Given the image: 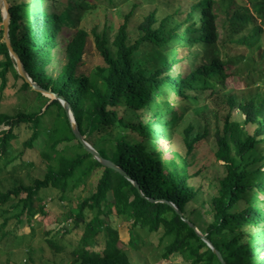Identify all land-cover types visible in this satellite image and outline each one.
Listing matches in <instances>:
<instances>
[{
  "label": "trees",
  "instance_id": "obj_1",
  "mask_svg": "<svg viewBox=\"0 0 264 264\" xmlns=\"http://www.w3.org/2000/svg\"><path fill=\"white\" fill-rule=\"evenodd\" d=\"M107 1L113 8L128 2ZM172 1L175 4L133 1L111 42L107 29L92 30L101 64L85 67L82 55L90 38L77 26L95 10V3L7 0L10 43L26 74L67 101L81 135L102 158L121 168L143 196L130 180L103 167L82 148L58 101L35 92L44 102L39 112L0 114V126L7 127L0 133V156L10 150L14 129L23 125L30 131L23 148H32L43 134L40 155L49 163L42 178L0 192V206L14 202L13 215L0 223V236L9 235L4 229L10 218L25 222L33 235L32 222L47 216L39 193L56 190L63 202L100 168L95 191L77 203L61 228L68 234L83 227L65 264H131L110 225L113 215L131 221L135 231H161L168 241L164 258L177 253L187 264H221L167 202L205 235L225 264H264V33L252 12L264 18V0H250V9L244 0ZM214 6L226 15L228 28L222 38ZM0 34L3 38L2 27ZM58 52L64 59L56 62ZM0 56V90L8 73L21 81L20 89L31 90L3 42ZM242 70L250 74L246 85L227 90L229 73L248 76ZM190 110L204 127L199 130L197 122L184 127L181 153L172 148L173 138ZM234 110L239 113L235 117ZM43 119L50 127L44 129ZM211 120L214 157L222 163L223 176L207 202L204 214L208 212L209 221H204L201 207L193 206L200 191L190 184L198 172L190 173L189 155L209 133ZM60 145L63 149L58 151ZM6 213L1 211L2 216ZM15 232L12 239L21 238ZM52 234L44 233L56 254L61 248L50 239Z\"/></svg>",
  "mask_w": 264,
  "mask_h": 264
},
{
  "label": "rangeland",
  "instance_id": "obj_2",
  "mask_svg": "<svg viewBox=\"0 0 264 264\" xmlns=\"http://www.w3.org/2000/svg\"><path fill=\"white\" fill-rule=\"evenodd\" d=\"M133 1L145 2V0H128V2L121 4L118 8H113L107 0H90L91 3H95L96 8L86 15L77 26L78 28H83L90 38L82 55V62L85 64V67L101 64L100 57L92 45V30L95 29L96 32H101L107 29V36L111 42L118 26L122 22L123 15L130 10ZM173 4L175 3L171 0V5ZM244 4L250 9L252 2L244 0ZM169 9L172 10V8ZM214 12L217 16V30L222 38L226 36V29L228 28L226 15L224 10L217 6H214ZM252 12L255 14L257 25L262 28L264 33V18L259 17L254 11ZM62 34V36L65 35V33ZM62 36L61 38H63ZM0 42H2L1 34ZM61 46L63 47V45ZM56 58L57 60L55 61L59 62L64 59V55L58 52ZM58 65L56 63L54 67L58 68ZM242 71L247 74L249 73L248 70ZM249 76L250 74L247 76L242 74L241 71H237L235 74L229 73V77L226 80L227 90H239L243 88L246 85L244 80ZM20 85L21 81L14 79L8 73L5 88L2 91L0 90V114L13 116L19 112L34 113L43 109V100L37 97L32 90L20 89ZM193 113L191 110L188 111L179 121V127L176 130L178 132L173 138L174 144L172 146L178 152L183 153L185 150L182 145L181 133L188 123H199L197 127L199 130L204 127L203 120L197 118ZM238 114V111L234 110L233 117ZM241 118L243 119L242 116ZM43 121V125H46L44 129L47 126L50 127L49 120L43 119ZM213 127L214 120H211L209 133L202 139L197 148L194 149L193 153H191L192 155H189V161L192 162L189 169L190 173L194 174L198 172V174L190 179V184L197 187L200 191L198 202L197 204H193V206L201 207L200 214L205 217L204 221H209L208 212V215L204 214L207 202L216 194L219 179L223 176L222 163L217 162L214 157ZM6 129L7 127L1 125L0 133ZM14 133L16 134V138L10 140V150L6 153L5 157L4 155L0 156V192H4L20 183L29 185L33 179L42 178L49 163V161L43 159L40 155L45 141L43 134L35 141L32 148L24 149L23 143L28 138L30 131L22 125L15 128ZM96 147H101V145L96 142ZM62 149L63 145H60L58 151ZM8 160L11 163L10 165H7ZM101 172L102 169H95L82 185L68 193V198L63 202L59 201V193L56 190H42L39 193V197H41L42 203L46 205L47 216L36 217L32 222L33 235H31V230L25 222L17 224L15 219L10 218L4 229L9 235L7 234V237L0 236V264H65L66 254L76 244L83 230L81 226L78 229L70 230L68 234H62L61 232L64 229L61 228L65 222L66 215L76 208L79 201L85 199L95 191V186ZM13 203L9 201L0 206V223H2L5 217L13 215L14 212L11 207ZM1 211H7L5 216L1 215ZM22 220L24 221V217H22ZM131 223V221L119 219L114 215L110 218V225L118 232L119 247H123L126 251L131 264H187L186 260L177 253L171 254L167 258L162 256L163 248L168 241L161 238V231L159 233H149L145 230L135 231L131 228ZM14 229H16L14 234L21 238L13 237L12 239L10 234H12ZM47 232L54 234H52L50 239L57 247L61 248V251L56 254L46 243L44 233ZM98 239L102 243V237L100 236Z\"/></svg>",
  "mask_w": 264,
  "mask_h": 264
},
{
  "label": "water",
  "instance_id": "obj_3",
  "mask_svg": "<svg viewBox=\"0 0 264 264\" xmlns=\"http://www.w3.org/2000/svg\"><path fill=\"white\" fill-rule=\"evenodd\" d=\"M8 8H9V4H8L7 0H0V13H1V17H2V22L0 25H1L2 30H3L2 42L5 44L10 58L14 61L15 70H16L17 74L24 80L25 83H27L29 85V87L31 88L32 91L40 93L42 96L48 98L49 100H56L60 103L63 111L66 114L71 132L74 135L76 141L82 146V148L87 153H89L91 155V157L95 161H97L103 167L114 170V171L118 172L120 175H122L125 178H127L128 180H130V178L126 175V173L121 168L117 167L112 162L102 158L98 154V152L90 145V143H88V141H86L85 136L81 135V133L79 132V129L77 127V124L75 122L73 112H72L69 104L67 103V101H65L63 97L58 96L57 94H54L51 91L44 90L43 88L38 86L35 82H33L31 80V78L26 74L20 59L17 57V55L13 51L11 43H10V39H9V35H8V26H9V19H10L9 14H8ZM132 183L134 184V186L136 187V189L138 190L140 195L143 196L142 193L140 192L139 188H138V185L134 182H132ZM150 201H153V200H150ZM167 203L174 208V210L181 217V219L195 232L196 236L198 238H200L214 252V254L218 257L221 264H225L221 255L219 254V252L214 249V247L211 245V243L206 239L205 235L200 233V231L194 225H192L187 219L183 218L182 215L177 210V208L174 207V205H172L169 202H167Z\"/></svg>",
  "mask_w": 264,
  "mask_h": 264
}]
</instances>
